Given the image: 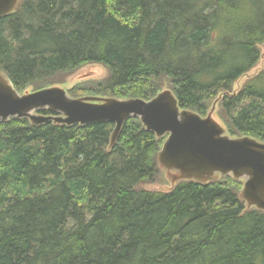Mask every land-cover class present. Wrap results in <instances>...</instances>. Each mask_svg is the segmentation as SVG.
Masks as SVG:
<instances>
[{
  "label": "trees",
  "instance_id": "obj_1",
  "mask_svg": "<svg viewBox=\"0 0 264 264\" xmlns=\"http://www.w3.org/2000/svg\"><path fill=\"white\" fill-rule=\"evenodd\" d=\"M264 0H22L0 16V71L22 94L137 97L163 89L231 137L264 142ZM87 66L100 77L71 81ZM37 113L53 114L48 110ZM113 123L0 121V264H264V212L242 181H180L166 136ZM115 142V143H114Z\"/></svg>",
  "mask_w": 264,
  "mask_h": 264
},
{
  "label": "water",
  "instance_id": "obj_2",
  "mask_svg": "<svg viewBox=\"0 0 264 264\" xmlns=\"http://www.w3.org/2000/svg\"><path fill=\"white\" fill-rule=\"evenodd\" d=\"M22 0H0V16L18 8ZM76 80H80L76 78ZM216 101L206 116L180 109L175 95L163 89L152 98L71 97L54 85L19 94L0 71V121L25 117L34 125L113 123L112 140L129 117L140 120L157 137L166 136L157 163L171 188L180 181L208 183L231 176L242 181L240 197L247 209L264 212V142L250 136L231 137L213 117ZM53 114L44 115L38 110Z\"/></svg>",
  "mask_w": 264,
  "mask_h": 264
},
{
  "label": "rangeland",
  "instance_id": "obj_3",
  "mask_svg": "<svg viewBox=\"0 0 264 264\" xmlns=\"http://www.w3.org/2000/svg\"><path fill=\"white\" fill-rule=\"evenodd\" d=\"M264 69V43L260 45V58L254 68H252L248 73L241 76L236 83L234 84V89H239L246 80L253 76L254 74L258 73L259 71ZM106 70L102 68V66H87L83 67L80 71L70 76L69 80L75 81L76 78L83 79L87 77H100L105 74ZM170 181L167 180V184L164 185H157V184H149L145 185L148 189H166L169 186Z\"/></svg>",
  "mask_w": 264,
  "mask_h": 264
},
{
  "label": "bare ground",
  "instance_id": "obj_4",
  "mask_svg": "<svg viewBox=\"0 0 264 264\" xmlns=\"http://www.w3.org/2000/svg\"><path fill=\"white\" fill-rule=\"evenodd\" d=\"M115 143V142H114Z\"/></svg>",
  "mask_w": 264,
  "mask_h": 264
}]
</instances>
